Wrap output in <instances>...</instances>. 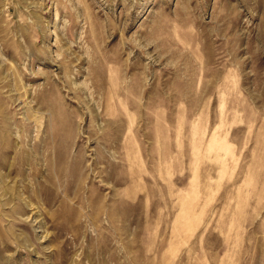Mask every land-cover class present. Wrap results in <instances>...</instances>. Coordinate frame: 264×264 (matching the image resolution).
Instances as JSON below:
<instances>
[{
	"label": "rangeland",
	"instance_id": "1",
	"mask_svg": "<svg viewBox=\"0 0 264 264\" xmlns=\"http://www.w3.org/2000/svg\"><path fill=\"white\" fill-rule=\"evenodd\" d=\"M0 264H264V0H0Z\"/></svg>",
	"mask_w": 264,
	"mask_h": 264
}]
</instances>
